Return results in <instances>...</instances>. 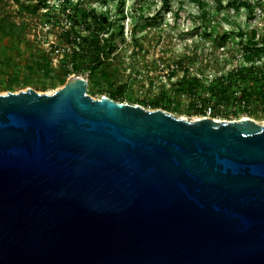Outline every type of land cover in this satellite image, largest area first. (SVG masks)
Wrapping results in <instances>:
<instances>
[{
	"label": "water",
	"instance_id": "1",
	"mask_svg": "<svg viewBox=\"0 0 264 264\" xmlns=\"http://www.w3.org/2000/svg\"><path fill=\"white\" fill-rule=\"evenodd\" d=\"M0 264H264V122L0 93Z\"/></svg>",
	"mask_w": 264,
	"mask_h": 264
},
{
	"label": "rangeland",
	"instance_id": "2",
	"mask_svg": "<svg viewBox=\"0 0 264 264\" xmlns=\"http://www.w3.org/2000/svg\"><path fill=\"white\" fill-rule=\"evenodd\" d=\"M40 1L0 0V93L27 87L52 93L80 74L95 98L113 96L150 109H163L169 100L168 111L189 120L207 115L264 122V104L257 100L210 103L206 109L211 112L201 113V99L208 93L200 85L202 94L194 96L179 84L185 73L210 85L212 78L241 65L264 63V50L249 54L247 45L254 29L253 40L264 44V0H69L68 8L66 0H47L46 7ZM63 10H77V17L81 10L95 11L102 18L91 19L93 26L103 23L105 38L115 34L113 51L92 72L72 66L75 32L69 36L66 29L73 19ZM75 29L79 36L89 33L83 25ZM237 83L239 93L244 82Z\"/></svg>",
	"mask_w": 264,
	"mask_h": 264
},
{
	"label": "trees",
	"instance_id": "3",
	"mask_svg": "<svg viewBox=\"0 0 264 264\" xmlns=\"http://www.w3.org/2000/svg\"><path fill=\"white\" fill-rule=\"evenodd\" d=\"M40 2L41 6H48L47 0H41ZM66 2H68V4H66L65 7L68 8L67 5H70V1L66 0ZM64 4L62 3V5ZM243 4L247 6L250 5L247 1H244ZM62 12L66 13V10H63ZM77 13V10L74 13H66L67 17L73 19L70 28L66 29L67 34L70 36L71 32H75L72 39V43L74 44L71 52L72 66L74 70L78 72H92L103 63L106 55L113 51L112 40L115 38V34L114 32H111L109 37L105 38L103 33L106 32V26L103 23L98 25V27L93 26L91 19L97 21L102 18L101 15L96 14L95 11L81 10L80 17H77ZM9 24L10 20L7 25ZM77 25L85 26L89 30V33L87 35L83 34L79 36L76 34L75 29ZM240 34L243 33L240 32ZM69 36L68 39L70 38ZM255 36L256 30L254 29L252 30L250 37L247 38V45L249 48H246L249 49V54L253 52L254 48V51L264 50V44L263 46H259L253 40ZM258 58H260L259 55ZM241 80L244 82V88H242L238 93L236 84H238L237 82ZM199 82L200 81L197 77H190L187 73H185L179 80L181 90L190 93L191 95H201L202 90H205L208 93L201 99V108L199 109V112L201 113L205 112L207 106L206 104L210 103L229 104L230 102H237L238 104H247L252 100H257L258 102L264 104V63L261 65L257 63L241 65L236 69L229 70L225 74L212 78L210 85H204ZM200 85L203 88L198 91L197 89ZM158 102L159 101H155V104H158ZM170 108L171 102L166 100L163 109L170 110Z\"/></svg>",
	"mask_w": 264,
	"mask_h": 264
},
{
	"label": "built area",
	"instance_id": "4",
	"mask_svg": "<svg viewBox=\"0 0 264 264\" xmlns=\"http://www.w3.org/2000/svg\"><path fill=\"white\" fill-rule=\"evenodd\" d=\"M206 112L208 111V113L211 112V107H208V109L205 110ZM207 116V115H206ZM209 117V116H208Z\"/></svg>",
	"mask_w": 264,
	"mask_h": 264
}]
</instances>
